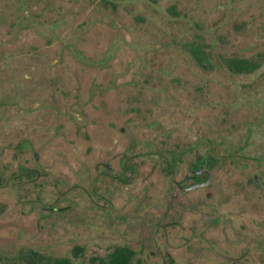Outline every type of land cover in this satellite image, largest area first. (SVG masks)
Returning <instances> with one entry per match:
<instances>
[{"label":"rangeland","instance_id":"obj_1","mask_svg":"<svg viewBox=\"0 0 264 264\" xmlns=\"http://www.w3.org/2000/svg\"><path fill=\"white\" fill-rule=\"evenodd\" d=\"M116 247L264 264V0H0V257Z\"/></svg>","mask_w":264,"mask_h":264},{"label":"trees","instance_id":"obj_2","mask_svg":"<svg viewBox=\"0 0 264 264\" xmlns=\"http://www.w3.org/2000/svg\"><path fill=\"white\" fill-rule=\"evenodd\" d=\"M131 256V251L128 249L118 248L114 250L113 253L109 254L105 260H99V264H129ZM24 260L25 264H73V262L67 257L53 258L37 252H30ZM0 264H6L1 257Z\"/></svg>","mask_w":264,"mask_h":264},{"label":"flooded vegetation","instance_id":"obj_3","mask_svg":"<svg viewBox=\"0 0 264 264\" xmlns=\"http://www.w3.org/2000/svg\"><path fill=\"white\" fill-rule=\"evenodd\" d=\"M212 163L213 162H211L207 158L203 159L202 161H197L195 166H194V168H192L190 170L189 177L186 178V179L192 180L194 183L192 185H185L184 183L181 184V183L177 182L176 186L183 192H185V191H193V190L205 187V186L201 185V184L205 183L207 181V178H208V174H207V172L205 170H208L210 172L208 164H210V166H211ZM255 182L258 184V186L260 188H262L261 183L258 181V179L256 177H255ZM118 248H126V249H128L129 251H131V255L133 256V252H132V250L130 248H127V247H116L114 250H116ZM114 250L111 253H113ZM132 256H131V258H132ZM105 259H99V260H105Z\"/></svg>","mask_w":264,"mask_h":264},{"label":"water","instance_id":"obj_4","mask_svg":"<svg viewBox=\"0 0 264 264\" xmlns=\"http://www.w3.org/2000/svg\"><path fill=\"white\" fill-rule=\"evenodd\" d=\"M205 171L208 174V178H207V181L205 183L201 184L202 186H206L209 183L210 179H211V173L208 170H205Z\"/></svg>","mask_w":264,"mask_h":264}]
</instances>
